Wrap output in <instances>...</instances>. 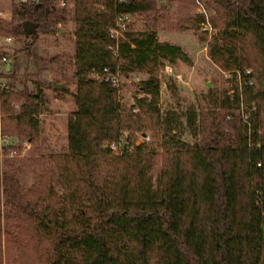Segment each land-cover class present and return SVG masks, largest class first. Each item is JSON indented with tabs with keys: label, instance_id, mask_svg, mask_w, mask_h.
<instances>
[{
	"label": "trees",
	"instance_id": "1",
	"mask_svg": "<svg viewBox=\"0 0 264 264\" xmlns=\"http://www.w3.org/2000/svg\"><path fill=\"white\" fill-rule=\"evenodd\" d=\"M58 1L17 0L12 13L20 20L0 18V36L23 39L29 58L37 35L65 22L67 8ZM73 4L76 107L67 121V151L54 155L50 169L51 182L62 191L50 204L56 195L51 187L45 202H32L13 174L0 171V248L3 233L21 264H264V0L205 1L212 12L208 57L235 78L221 105L232 115L242 102L248 118L230 142L193 146L174 133L182 131L181 117L156 107L158 72L165 64H190L187 52L160 41L153 29L130 28L117 57L108 49L115 14L148 16L159 9L157 0ZM26 21L36 24L34 32H26ZM115 65L125 76L147 75L134 99L136 113L94 76ZM1 82V134L37 143L45 103L41 85L31 89L11 70ZM166 86L175 91L172 81ZM196 118L189 107L185 119L193 133ZM149 130L154 136L163 131L161 146L126 144L117 154L105 146L123 132ZM159 149L164 158L154 182Z\"/></svg>",
	"mask_w": 264,
	"mask_h": 264
},
{
	"label": "rangeland",
	"instance_id": "2",
	"mask_svg": "<svg viewBox=\"0 0 264 264\" xmlns=\"http://www.w3.org/2000/svg\"><path fill=\"white\" fill-rule=\"evenodd\" d=\"M17 0H0V11L4 14L5 21L17 24L19 17L13 15V4ZM206 0H157L159 9L151 15H133V23L130 29L156 31L160 41H169L177 44L187 52L190 64L176 62L171 65L175 73L180 74L181 81H176L173 76L167 77L161 69L158 72L161 86L160 95L156 107L165 115L167 112L180 116L182 131L176 129L175 135L181 142L193 146L205 141H217L227 143L234 139L236 131L247 120L246 105L239 103L232 111V115L225 110L221 101L224 93L232 94L235 78L229 71L222 70L208 57L207 43L210 40L212 28L209 22L211 10L205 4ZM67 18L58 25L50 34L37 35V40L27 58L24 53L23 39L12 37L10 43L0 37V57L5 56L7 63L22 80H25L29 88L34 89L38 83L44 93V105L39 115L40 135L39 141L30 144L29 149L22 150L25 140L17 137H9L18 151L10 156L8 148L0 153V171L13 174L22 191L28 194L29 199L39 203L47 199L49 188L53 190L54 199L50 198L49 204L60 195V188L51 182L50 169L52 168L54 155L66 153L68 147L67 125L68 119L75 110L72 95L76 92L74 71L75 38L73 21V0H66ZM203 15L209 22L210 28L202 26L198 22V16ZM204 21V22H205ZM7 63H0L1 74L6 72ZM147 75L144 72H132L127 75L119 86L117 98L131 113H136L138 108L134 105L135 97H140L139 84L145 81ZM168 81L176 85L173 92L168 88ZM62 84L68 91L52 88V83ZM37 83V84H36ZM193 106L197 114L196 130L188 127L186 113ZM15 108V107H13ZM133 108H136L134 111ZM1 115V113H0ZM175 118V117H174ZM1 133V124H0ZM142 135L149 137L152 144L161 146L164 136L163 131L154 136L151 131L141 133L139 131L123 132L121 139L124 145L146 143ZM169 136H167L168 138ZM159 157L154 169L153 180L155 182L163 161V153L158 150ZM46 200H44L45 202ZM3 191L0 184V209L3 210ZM3 224V221H1ZM2 233L0 248V264H21V258L16 245L4 239Z\"/></svg>",
	"mask_w": 264,
	"mask_h": 264
},
{
	"label": "built area",
	"instance_id": "3",
	"mask_svg": "<svg viewBox=\"0 0 264 264\" xmlns=\"http://www.w3.org/2000/svg\"><path fill=\"white\" fill-rule=\"evenodd\" d=\"M19 1H27V0H19ZM37 1V0H33ZM58 6L62 7L66 5V0H59L58 1ZM3 17V13L0 11V18ZM113 24L112 26L109 27L108 29V37L110 39V44L108 46V49L110 53L112 54L113 57H117L119 55L118 53V46L120 43V39L124 37V33L127 32L133 23V15L128 14V13H116L114 18H113ZM202 26L206 28H210L209 22L206 20L204 23H202ZM211 29V28H210ZM1 37V36H0ZM2 40H4L7 43H10L12 41L11 36H6L2 37ZM8 60L5 56L0 57V63H7ZM163 74H166L167 77L173 76L176 81H181V76L178 73H175V69L169 65L165 64L164 67L162 68ZM249 71H246L247 74H249ZM94 76L102 80L104 83L108 84L110 87L116 89L118 91L119 86L122 82V79H124L126 76L122 72V70L119 69L117 65L114 67H108L104 66L101 68V70L98 72H94ZM251 83V81H249ZM160 85L164 86L165 83L162 82ZM4 87V84L0 82V89ZM15 108H18L16 104L14 105ZM135 111L136 108H133ZM146 143L150 142L149 137L142 135ZM10 145H13V140H11L9 137L2 135L0 133V153L3 152L4 149L8 148ZM105 146L109 148L114 154L120 153L123 148L124 144L122 142V139L120 138L116 142H110L106 143ZM30 144L25 141L22 144V150L29 149ZM18 151L17 148L9 147L8 152L9 155H15V153Z\"/></svg>",
	"mask_w": 264,
	"mask_h": 264
},
{
	"label": "water",
	"instance_id": "4",
	"mask_svg": "<svg viewBox=\"0 0 264 264\" xmlns=\"http://www.w3.org/2000/svg\"><path fill=\"white\" fill-rule=\"evenodd\" d=\"M24 28H25L26 32H29V31L34 32V30L36 28V24L34 22H31V21H26L24 23ZM52 88L64 90V86L62 84H58L55 82L52 83Z\"/></svg>",
	"mask_w": 264,
	"mask_h": 264
},
{
	"label": "crops",
	"instance_id": "5",
	"mask_svg": "<svg viewBox=\"0 0 264 264\" xmlns=\"http://www.w3.org/2000/svg\"><path fill=\"white\" fill-rule=\"evenodd\" d=\"M3 16H4V14H3ZM2 18H5V17H2ZM11 68H12V67H11V65H10L9 63H7V64L5 65V67H4V69H5L6 72L9 71ZM51 85H52V84H51ZM39 115H40V114H39Z\"/></svg>",
	"mask_w": 264,
	"mask_h": 264
}]
</instances>
